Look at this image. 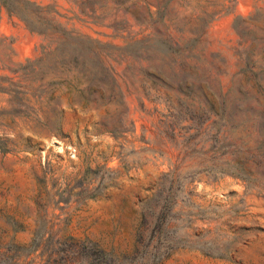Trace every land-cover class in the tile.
Listing matches in <instances>:
<instances>
[{"label":"rangeland","instance_id":"rangeland-1","mask_svg":"<svg viewBox=\"0 0 264 264\" xmlns=\"http://www.w3.org/2000/svg\"><path fill=\"white\" fill-rule=\"evenodd\" d=\"M0 264H264V0H0Z\"/></svg>","mask_w":264,"mask_h":264}]
</instances>
